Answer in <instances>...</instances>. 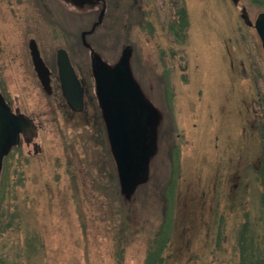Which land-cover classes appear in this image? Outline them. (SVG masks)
Returning <instances> with one entry per match:
<instances>
[{
  "label": "rangeland",
  "instance_id": "1",
  "mask_svg": "<svg viewBox=\"0 0 264 264\" xmlns=\"http://www.w3.org/2000/svg\"><path fill=\"white\" fill-rule=\"evenodd\" d=\"M242 7L253 22L264 12L250 0H0V91L39 126L3 161L4 264H146L163 240L162 264H241L240 240L264 234V49ZM125 47L156 113L148 171L128 196L92 68V55L112 67ZM60 48L86 87L82 113L60 99Z\"/></svg>",
  "mask_w": 264,
  "mask_h": 264
},
{
  "label": "water",
  "instance_id": "2",
  "mask_svg": "<svg viewBox=\"0 0 264 264\" xmlns=\"http://www.w3.org/2000/svg\"><path fill=\"white\" fill-rule=\"evenodd\" d=\"M233 2L238 4L239 0ZM242 17L248 18L245 7ZM247 22L253 25L251 21ZM254 26L264 49V12L258 15ZM88 33L90 31H84L82 38L84 45L90 48L85 40ZM29 49L42 88L50 95L53 92L52 72L43 60L35 39L29 41ZM131 56L132 49L125 47L117 63L110 67L100 57L92 55L97 95L122 192L127 196L134 191L148 171L156 114L133 77ZM57 67L62 94L68 106L75 112L84 111L85 87L75 71L69 53L63 48L57 50ZM38 130L39 126L34 118L19 109L13 111L0 91V175L4 157L22 139L27 144L33 142L38 136Z\"/></svg>",
  "mask_w": 264,
  "mask_h": 264
},
{
  "label": "trees",
  "instance_id": "3",
  "mask_svg": "<svg viewBox=\"0 0 264 264\" xmlns=\"http://www.w3.org/2000/svg\"><path fill=\"white\" fill-rule=\"evenodd\" d=\"M253 4L258 6H264V0H250ZM185 21V20H184ZM166 240L160 242V246L156 251H151L146 260V264H162V252L165 246ZM249 246L251 248H249ZM241 248V264H264V234L258 245H254L253 240L248 237L240 240ZM4 261L0 260V264H4Z\"/></svg>",
  "mask_w": 264,
  "mask_h": 264
},
{
  "label": "flooded vegetation",
  "instance_id": "4",
  "mask_svg": "<svg viewBox=\"0 0 264 264\" xmlns=\"http://www.w3.org/2000/svg\"><path fill=\"white\" fill-rule=\"evenodd\" d=\"M240 4V3H239ZM239 4L238 5H236V6H239ZM242 10H243V7H242ZM242 10H241V18L244 20V22L246 23V24H248L247 23V21H249V19H250V17H249V14H248V17L249 18H243L242 17ZM249 25V24H248ZM249 26H253V25H249ZM254 27V26H253ZM51 78H52V75H51ZM58 79H59V77H58ZM59 84H60V80H59ZM53 86V85H52ZM60 89H61V84H60ZM54 91V90H53ZM86 93V92H85ZM263 93H264V91H263ZM52 94H53V92H52ZM60 99L62 100V103L64 104V106L66 107V108H68L69 110H71L70 108H69V106L67 105V103H66V100H65V98H64V96H63V94H62V90H61V95H60ZM72 111V110H71ZM72 112H74V111H72ZM74 113H78V112H74ZM82 113V112H81ZM264 113V112H263ZM32 145V144H31Z\"/></svg>",
  "mask_w": 264,
  "mask_h": 264
}]
</instances>
